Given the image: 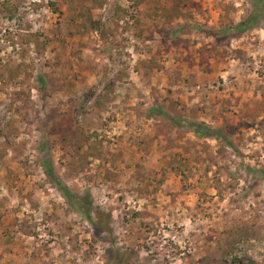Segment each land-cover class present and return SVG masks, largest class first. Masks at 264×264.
Wrapping results in <instances>:
<instances>
[{"label": "rangeland", "instance_id": "1", "mask_svg": "<svg viewBox=\"0 0 264 264\" xmlns=\"http://www.w3.org/2000/svg\"><path fill=\"white\" fill-rule=\"evenodd\" d=\"M263 173L264 0H0V264H264Z\"/></svg>", "mask_w": 264, "mask_h": 264}, {"label": "trees", "instance_id": "2", "mask_svg": "<svg viewBox=\"0 0 264 264\" xmlns=\"http://www.w3.org/2000/svg\"><path fill=\"white\" fill-rule=\"evenodd\" d=\"M251 21L247 20V21H243L241 22L238 26H236L234 28V32L238 33V34H243L245 32H247L248 30L251 29ZM155 115L161 116L165 119H169V117L163 113L160 110H157ZM172 124L174 127L176 128H183V124H186L187 128H190L191 130L193 129L195 132H199V134H202L204 137H210L211 135H213V131L208 130V128H206L205 126H197L195 124L192 123H188L186 121H178V120H171ZM46 174L53 179V182L55 183L56 187L59 189V191L61 192V194L63 195V197L70 202V204L73 206L74 202H73V196L71 194V192L68 190V188L66 186H64L61 182H59L58 180L55 179V176L53 174L52 171L50 170H46ZM264 175V173H263ZM80 206H81V214L83 215V217L85 218V220L91 224L93 226L94 229L96 230H102L106 233H109V229L108 228H103L102 223H100V221H95L94 219H92L91 217V209H92V203L91 200L89 198V196H87V198H85V200L80 202Z\"/></svg>", "mask_w": 264, "mask_h": 264}]
</instances>
